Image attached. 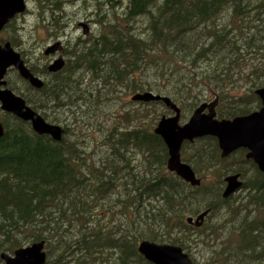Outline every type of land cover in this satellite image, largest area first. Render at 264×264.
<instances>
[{"label": "trees", "instance_id": "obj_1", "mask_svg": "<svg viewBox=\"0 0 264 264\" xmlns=\"http://www.w3.org/2000/svg\"><path fill=\"white\" fill-rule=\"evenodd\" d=\"M35 2L41 8L40 27L47 35L63 36L67 25L56 9L61 12L68 0ZM94 6L95 31L86 41L66 40L70 51L61 77L34 88L15 72L28 85V92L19 95L46 121L57 123L46 111L54 112L59 90L76 91L60 104L71 110L74 101L82 108L84 98L94 105L109 100L102 91L111 81L114 91L168 96L182 118L206 91L217 93L223 104L230 101L226 97L232 99L218 118L260 107L254 90L264 86V65L258 60L264 58V0H96ZM22 14L5 25L0 41L19 44L17 17ZM29 53L24 61L37 74ZM98 73L102 87L82 91L81 82L95 81ZM240 79L247 85L235 83ZM135 103L118 113L112 125L101 120L96 140L80 138L70 128L74 123L62 118V137L56 141L0 109V254L44 240L45 264H152L136 248L139 240L148 239L178 244L201 264L195 251L206 238L220 237L204 264H230V252L233 264H264V173L245 158L244 149L222 158L216 138L203 136L185 142L181 150L182 160L203 179L191 186L167 170L166 146L153 132L159 115L169 111H160L166 108L163 101ZM220 164L232 165L222 176L239 172L244 179L246 164L253 169L255 178L243 180L246 194L235 201L221 197L222 176L210 186L207 173ZM215 197L223 209L232 210L216 213ZM240 204V210L232 207ZM206 209L200 227L184 221ZM217 215L219 221L210 222ZM227 224L233 225L228 229Z\"/></svg>", "mask_w": 264, "mask_h": 264}, {"label": "water", "instance_id": "obj_2", "mask_svg": "<svg viewBox=\"0 0 264 264\" xmlns=\"http://www.w3.org/2000/svg\"><path fill=\"white\" fill-rule=\"evenodd\" d=\"M26 9L25 0H0V31L15 15L24 12ZM83 33L88 34V25L81 22ZM56 50L62 51V45L56 41L44 49V54H50ZM64 65L62 56L54 59L48 64V70L58 71ZM9 67L15 68L19 75L28 81L35 88L43 85V80L34 75L22 60L17 52L6 41L0 45V108L12 113L22 120L29 121L31 128L38 134H48L52 139L59 141L63 129L60 125L48 122L44 117L18 94L11 89L2 87L6 85L4 75ZM260 99L261 106L244 115H236L232 118H217L215 107L218 99L210 102H203L195 107L189 118L180 123V108L166 95L155 94L150 91L136 92L131 96L132 100L149 101L161 100L166 108L173 114L162 115L156 122L153 132L158 134L167 148V170L174 172L178 177L190 183L192 186L200 184L198 178L187 163L182 161L180 151L184 141L192 142L195 138L213 136L222 158L233 151L247 149L246 158H251L258 169L264 172V86L254 90ZM4 134L3 124L0 122V136ZM239 173L227 174L223 180L225 187L223 197H227L237 191L242 182L238 179ZM208 210H203L196 216L189 215L186 222L199 227ZM137 251L153 264H194L188 254L179 245L169 243H158L148 239L137 242ZM3 264H44L46 252L44 241H34L25 246L16 248L12 254L2 252L0 254Z\"/></svg>", "mask_w": 264, "mask_h": 264}, {"label": "rangeland", "instance_id": "obj_3", "mask_svg": "<svg viewBox=\"0 0 264 264\" xmlns=\"http://www.w3.org/2000/svg\"><path fill=\"white\" fill-rule=\"evenodd\" d=\"M95 1L96 0H68V2L63 3L62 8H61V12H60V8H57V15L59 16V19L65 23V29L66 32L63 33V36L60 37H56V36H52V35H47V33L40 27V21H39V11L41 10V8H37L36 2L35 0H26V8L28 10V12H24L22 14V16L17 17V22L19 23V25L21 26L20 32L22 35V39L17 40L16 42H18V45H14V49L19 52L21 55V57L23 59H25V55L24 53L30 52L29 53V57L28 60L32 63V65L34 66V70H36L39 76H41L44 81H48L51 80L53 81L54 78H59L62 76V69L57 72V73H49L46 71V67L44 68L45 64H49L50 62L53 61L52 58H57L58 55L60 54L58 50H56L55 52L50 53L45 55L44 54V58H40V53L43 54V50L46 48L47 45L54 43L55 41H60L61 45L63 46V57L64 60H67V56L69 54V47L66 45V40L70 39L71 41H76V42H82L83 40H87V38L90 36V34L94 33L95 31V26L96 24L93 22L96 17L94 15L95 12ZM44 11H46V9H44ZM102 11H104V9H102L99 12V19H100V14L102 13ZM81 22H84L88 25V34L85 35L83 33V27L80 25ZM0 35L5 36V31L2 30L0 32ZM15 42V43H16ZM88 44V43H86ZM29 46V48H28ZM28 49V50H26ZM259 62H260V66L264 65V58H258ZM44 69V70H43ZM14 70V71H12ZM43 70V71H42ZM263 72H264V67L262 68ZM15 72H17L14 68H10L6 74V87L8 88H13L15 90H13L14 92L18 93L21 95V93H27L28 92V85H25L26 83H24L23 81H19L17 79V77L15 76ZM99 73L95 76V81L86 84L84 81L81 82V89L82 91H86L87 93L90 92L93 89H96L98 87H102V83H100L99 80ZM8 80H11V82L14 83V86L12 85V83ZM246 81V79H245ZM100 83V84H98ZM238 85H247V82H244L243 79H240L238 81L235 82ZM114 84L115 81H111L107 86L106 89L103 90L102 92H108L109 94V100H106L103 103L100 104H91V100H88L87 98H84L82 101H80V103H85L82 105V108H79V103L74 101V103H70L72 104L74 107L73 109L69 110V109H65L62 108L60 109L62 106L60 105L62 103V101L66 100L67 98H69L70 96L74 95L76 93V91L74 89H70L69 87L64 88L62 90H59L58 92H56V96L55 99L57 100V103L54 104L51 107L52 109H54L53 111L47 110L46 114L49 115L52 119L56 120L57 123L60 126L63 125L64 121L60 120L62 118H66V122H70V123H74L73 124H69L70 128L74 131L78 133V136L80 138H84L87 139L89 137V135H91L94 140H96L98 138V135L100 134L99 131H96V126L99 125L100 121L104 122L105 121V125H112V123L114 122L115 119H117V114L121 113L125 108H132V107H136V102H138L139 100H131V96L134 95V91L129 92L126 89H121L119 90V87L115 88L114 91ZM103 89V88H102ZM247 89V88H246ZM232 92V89L229 90V93ZM99 94V93H97ZM95 94V95H97ZM215 98L218 99L217 105L215 107L216 113L219 111H226L227 110V105L230 104L231 102V98L228 96L226 97L228 101V103L223 104V102L219 99V95L215 92H211V91H206L204 93L203 96H200L198 99L197 104L192 108V110L186 115L185 118L181 117V121H186L188 119V117L191 115L192 111L195 109L196 106H198L199 104L203 103V102H210L213 101ZM69 100V99H68ZM67 105H64L63 107H66ZM188 106V104H187ZM44 107L43 110H45ZM1 109V108H0ZM163 109H167V108H161L160 111H163ZM2 110V109H1ZM95 110V111H94ZM168 110V109H167ZM77 111V112H76ZM170 111V110H169ZM167 112V115L172 114V112ZM76 112V113H75ZM75 113V114H74ZM89 115H92V117H89ZM97 116H99V118H97ZM104 116V117H101ZM160 117V115H159ZM104 131V129H103ZM77 133H74L71 137L72 138H76L77 137ZM94 144V142L92 143ZM190 145H193L192 143H189ZM188 144V146H189ZM244 154H245V150ZM135 159H137L136 155H135ZM226 163V162H225ZM229 166H232L230 164H225L223 166V164L217 165L216 168L210 172L207 173V178H209L211 180L210 182V186L214 187L215 184L217 183V178L218 176H222V173L225 171L226 168H228ZM245 177L243 180H247V182L250 180V177L253 175L255 178V175L253 174V169L251 168V166H249L248 164H246L245 166ZM225 175V174H223ZM203 177V176H202ZM223 177V176H222ZM253 178V179H254ZM209 186V185H208ZM242 193L246 194V190H244L243 187H241L238 191H236L230 198V201H235ZM215 200L218 202L217 203V207H216V213H218L219 211H231V209H223L221 207V201L218 200L215 197ZM246 205V199L245 201L242 203ZM232 205V207L234 209H238L240 210L241 205ZM229 217V216H227ZM185 221V220H184ZM219 221V215L216 216V218L213 221L210 222H218ZM233 224H227L228 229H230L232 227ZM238 230V228H237ZM220 244V237H217L216 239L210 240V238H206L205 241L202 242V244L200 245L199 250H196L195 252L198 253L199 257H196V255H193V257H196L197 261L201 264H204L202 259H204L205 256L209 255L208 252L209 250H211L213 248L217 250L218 245ZM27 245V244H25ZM23 245V246H25ZM238 248V247H237ZM216 250L214 252H212L210 255H214V253L216 252ZM238 249H235V251L237 252ZM190 255V254H188ZM197 255V256H198ZM233 256V252H230L229 254V260H230V264L236 263ZM234 260V261H233ZM246 261V256L244 257V260ZM233 262V263H232Z\"/></svg>", "mask_w": 264, "mask_h": 264}, {"label": "flooded vegetation", "instance_id": "obj_4", "mask_svg": "<svg viewBox=\"0 0 264 264\" xmlns=\"http://www.w3.org/2000/svg\"><path fill=\"white\" fill-rule=\"evenodd\" d=\"M7 41V40H6ZM6 41H0V45H3ZM57 52V51H56ZM60 53V52H59ZM53 54V53H52ZM62 55V57H63V54H62V52L58 55V57L59 56H61ZM64 58V57H63ZM52 59H55V58H52ZM47 66V64H45V66H44V68ZM44 70V69H43ZM42 70V71H43ZM41 77V76H40ZM42 78V77H41ZM43 79V78H42ZM6 83H7V81H6ZM186 142V141H185ZM245 153H246V151H245ZM240 179H241V174H240ZM202 178L200 177V183H202ZM241 181H242V185H243V180L241 179Z\"/></svg>", "mask_w": 264, "mask_h": 264}]
</instances>
